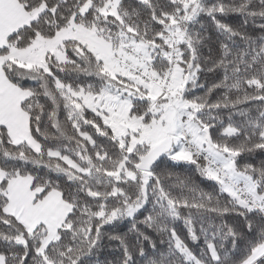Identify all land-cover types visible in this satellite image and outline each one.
Here are the masks:
<instances>
[{"label":"snow or ice","instance_id":"snow-or-ice-1","mask_svg":"<svg viewBox=\"0 0 264 264\" xmlns=\"http://www.w3.org/2000/svg\"><path fill=\"white\" fill-rule=\"evenodd\" d=\"M256 154L264 0H0V264H264Z\"/></svg>","mask_w":264,"mask_h":264},{"label":"trees","instance_id":"trees-1","mask_svg":"<svg viewBox=\"0 0 264 264\" xmlns=\"http://www.w3.org/2000/svg\"><path fill=\"white\" fill-rule=\"evenodd\" d=\"M227 22L234 25V26H239L241 23H242V17H239L235 14H232L230 15L228 18H227ZM206 26L207 27H211L210 23L206 22ZM249 32H253L254 35H261L262 33H260L259 29L258 28H253L252 26H249V28L247 29ZM209 80V83L212 82V77H209L208 78ZM253 107H258V105H253ZM261 159H264V156H261L259 154H256L254 157H249V156H245L244 157V160L243 162H252L253 160L255 162H259ZM186 169H177V171H180V172H183L185 171ZM199 182V181H198ZM202 187H205V188H208L209 187V184H203L201 185ZM129 225L127 222H125L124 224H122L120 226L121 228V231H127ZM95 260V258H93ZM106 259H112V256L109 255V252L108 250H105L102 254L99 255V260L101 261V264H103V262L106 260Z\"/></svg>","mask_w":264,"mask_h":264}]
</instances>
